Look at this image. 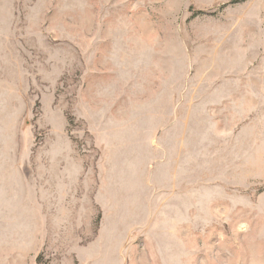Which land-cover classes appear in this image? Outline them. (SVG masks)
Listing matches in <instances>:
<instances>
[{
  "label": "rangeland",
  "instance_id": "obj_1",
  "mask_svg": "<svg viewBox=\"0 0 264 264\" xmlns=\"http://www.w3.org/2000/svg\"><path fill=\"white\" fill-rule=\"evenodd\" d=\"M41 254L264 264V0H0V260Z\"/></svg>",
  "mask_w": 264,
  "mask_h": 264
},
{
  "label": "trees",
  "instance_id": "obj_2",
  "mask_svg": "<svg viewBox=\"0 0 264 264\" xmlns=\"http://www.w3.org/2000/svg\"><path fill=\"white\" fill-rule=\"evenodd\" d=\"M43 255H39L38 258H37V264H42V261H43Z\"/></svg>",
  "mask_w": 264,
  "mask_h": 264
},
{
  "label": "crops",
  "instance_id": "obj_3",
  "mask_svg": "<svg viewBox=\"0 0 264 264\" xmlns=\"http://www.w3.org/2000/svg\"><path fill=\"white\" fill-rule=\"evenodd\" d=\"M5 260H6V257H5V255L4 256H2V259L0 260V264H5ZM2 261V262H1Z\"/></svg>",
  "mask_w": 264,
  "mask_h": 264
}]
</instances>
